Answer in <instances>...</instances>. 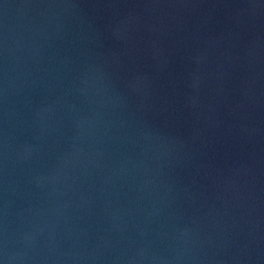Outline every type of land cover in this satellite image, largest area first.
Instances as JSON below:
<instances>
[{
	"label": "water",
	"instance_id": "obj_1",
	"mask_svg": "<svg viewBox=\"0 0 264 264\" xmlns=\"http://www.w3.org/2000/svg\"><path fill=\"white\" fill-rule=\"evenodd\" d=\"M3 264H264V0H0Z\"/></svg>",
	"mask_w": 264,
	"mask_h": 264
},
{
	"label": "clouds",
	"instance_id": "obj_2",
	"mask_svg": "<svg viewBox=\"0 0 264 264\" xmlns=\"http://www.w3.org/2000/svg\"><path fill=\"white\" fill-rule=\"evenodd\" d=\"M0 264H3V261H0Z\"/></svg>",
	"mask_w": 264,
	"mask_h": 264
}]
</instances>
